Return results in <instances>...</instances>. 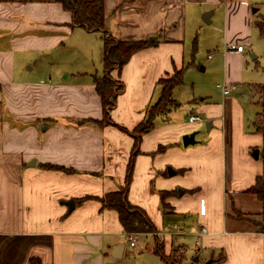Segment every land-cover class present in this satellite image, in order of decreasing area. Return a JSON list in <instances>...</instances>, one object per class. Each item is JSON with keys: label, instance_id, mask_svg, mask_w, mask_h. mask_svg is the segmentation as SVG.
Masks as SVG:
<instances>
[{"label": "crops", "instance_id": "crops-1", "mask_svg": "<svg viewBox=\"0 0 264 264\" xmlns=\"http://www.w3.org/2000/svg\"><path fill=\"white\" fill-rule=\"evenodd\" d=\"M207 1H104L109 34L155 44L111 72L124 86L110 110L112 122L99 125L88 121L104 116L93 77L73 72L60 78L50 59L44 67L51 72L34 73L75 31L95 32L72 25L71 12L59 1L0 0V264H31L32 259L40 264H167L155 252L158 241L165 255L185 251L191 243L194 264H264V232L258 226L264 223V202L248 191L264 174L261 155H252L262 146V135L241 126L229 131L233 118L243 123L235 115L216 122L217 103L203 109L213 119L212 128L223 120L225 128H211L197 143H180L182 135L196 131V122L172 123L160 118L163 114L140 133L128 199L146 211L156 232L141 233L154 237L144 250L137 248L136 236L139 257L127 254L130 242L119 213L99 200L126 185L135 139L117 125L133 131L144 122L159 80L178 68V41H161V25L179 19V11H173L177 6L183 18L186 4ZM223 55L228 58V51ZM223 97L221 110L237 108L234 97ZM170 140L176 144L167 152L162 142ZM162 191L170 192L166 207ZM69 200L75 202L72 210ZM192 215L193 223L187 220ZM201 225L208 227L207 234H200ZM188 261L186 256L184 264Z\"/></svg>", "mask_w": 264, "mask_h": 264}, {"label": "rangeland", "instance_id": "rangeland-1", "mask_svg": "<svg viewBox=\"0 0 264 264\" xmlns=\"http://www.w3.org/2000/svg\"><path fill=\"white\" fill-rule=\"evenodd\" d=\"M181 7L179 5L173 11L178 10L180 12ZM254 8H257V10L254 11ZM210 11L213 13L210 22H208L204 19V15ZM179 12L177 13L178 20L173 22L164 21L159 31L162 34L161 41L164 39L178 41V61L175 60L178 68L176 69H183V81L176 85L172 91V97L177 104L160 118H165L164 121L181 123L182 125L185 123L187 125L191 114L199 115L202 121L196 122L192 126L197 131L196 135L198 138H195L197 143L211 130H207V121L213 120L208 118L209 115L203 107L217 103L220 109H216L218 114H214L212 117L216 122L222 116L226 118L228 115H235L236 119H241L242 117L243 123L239 124L240 121L238 122L233 118L232 126L229 124L227 128L229 131L231 128L232 130L234 128L237 130L240 126L244 132L253 131V122L257 113L261 111V105L257 102V96L251 89V85L264 83V36L260 34L256 23L261 18H264V0L192 2L185 5L183 18L180 17ZM79 31H75L73 35L68 36V39L64 40L65 45H62L61 48L52 53L49 52V55L45 57L46 62L42 64L43 68L41 66L36 67L34 73L44 74L51 72L45 69L44 65L48 67L50 60H54L56 61L55 68L54 70L52 67L50 68L60 78L73 72H81V75H83L81 77L86 78L103 75L104 65L101 59L102 33L95 32L82 35ZM154 36L152 35L151 38H154ZM232 43L238 45L239 50L231 49ZM223 51H228V58L224 57ZM25 67L27 68V65ZM176 76L177 72L173 70L166 75L165 79L175 78ZM110 79L115 89L120 87V80L116 76L111 74ZM227 82L236 84V89H233L228 94V97H234L238 104L234 103L237 108L228 105L227 108L224 107L221 110V105L225 104L226 106V102L224 101L222 89L218 85H223ZM156 92L155 100L157 101L160 97L159 95H161L160 86ZM164 101H167V97L163 99L160 106L164 105ZM167 117L169 118L167 119ZM223 121L222 125L217 126L215 124L213 128L218 130L225 128V120ZM143 126L142 124L138 129ZM128 134L133 136L131 133ZM182 138L183 135L180 143H183ZM162 143L168 152V149L173 147L171 145L176 144V140ZM260 160H262V157H260ZM162 194L163 191L160 194L163 204ZM193 217V215L187 216V220L192 222L191 219ZM135 236H137L138 240L137 248L140 246L143 250L147 244H152L154 241V237L150 235L146 236L145 234L136 233ZM137 248L129 244L127 254L130 257H139L140 250L137 252ZM180 250L181 248H178L177 253L182 254L183 251ZM184 253V258L187 256L190 261L186 264H194L193 262L195 261L191 262V260L195 259L196 249L192 247L191 243L187 245ZM175 254L167 255L168 259L172 261ZM140 261L138 260L137 263L139 264Z\"/></svg>", "mask_w": 264, "mask_h": 264}, {"label": "trees", "instance_id": "trees-1", "mask_svg": "<svg viewBox=\"0 0 264 264\" xmlns=\"http://www.w3.org/2000/svg\"><path fill=\"white\" fill-rule=\"evenodd\" d=\"M61 2L64 9L70 11L72 14V25L81 26L91 32H101L103 38V46L101 48V58L104 65L103 75L94 76V84L97 93L101 97L102 105L104 108V116L102 119H91L88 120L91 123L103 124L110 123V110L116 104V97L119 92L123 90V83H119L120 87L115 89L113 82L111 81V72L113 69L122 68V66L128 62L132 54L136 51L155 44L152 40H133V41H122L117 40L105 29V11L104 1L105 0H56ZM259 32L264 36V18H261L256 22ZM177 72V76L171 79L161 78L159 84L161 86V95L159 99L147 110V115L142 122L144 125L138 129L142 124L136 127L133 131L122 125L119 126L125 132L133 134L135 137V144L133 147L132 154L127 168L126 185L117 191L109 192L99 197L103 208H111L119 213V219L127 232L134 233H149L156 232V227L146 211L139 206L133 205L128 199V187L132 180L134 170V158L136 153L139 151L140 133L147 128H151L154 125L155 118L160 114H165L172 107H175L177 102L172 97V91L174 87L183 81V69H174ZM251 89L257 96L258 103L261 105V111L257 113L253 122L254 132L262 135V146L260 147V155L264 162V83L252 84ZM167 97V101L164 105L160 106L163 99ZM138 129V130H137ZM136 132L139 135H136ZM47 168L62 169L66 172H72L73 169L65 168L62 166H55L51 164L45 165ZM249 192L255 193L264 202V174L259 176L255 183L248 188ZM170 192L163 191L162 197H165ZM164 202V200H163ZM164 207L167 205L163 203ZM259 228L264 232V223L258 222ZM182 254L177 253L178 249H175V254L172 261L168 259L164 253L162 242H157L155 245V252L161 255L167 262V264H184V250ZM184 253V254H183ZM31 264H40L39 261L32 259Z\"/></svg>", "mask_w": 264, "mask_h": 264}, {"label": "water", "instance_id": "water-1", "mask_svg": "<svg viewBox=\"0 0 264 264\" xmlns=\"http://www.w3.org/2000/svg\"><path fill=\"white\" fill-rule=\"evenodd\" d=\"M256 10H257V8H254V11H256ZM212 13H213L212 11L207 12V13L204 15V19H205L206 21L210 22V18H211ZM152 39H153V38H152ZM202 69H204V67H202ZM206 126H207V130L209 131V130L212 128V126H213L212 121H211V120L207 121ZM195 135H196V131H194V132H192V133L184 134V135H183V138H182L183 144H184L185 146H188V145H190V144H194V143L196 142ZM252 155H253L255 158H258L259 155H260V149H259V148H255V149L253 150V152H252ZM169 172H170L171 174L174 173V171H173L172 169H170V168H169ZM66 204L68 205L69 210H72V209L74 208V206H75V202H74V200H69V201L66 202ZM120 246H121V245H120ZM114 248H116V246H114ZM209 263H210V261L208 260V261H206L204 264H209Z\"/></svg>", "mask_w": 264, "mask_h": 264}, {"label": "built area", "instance_id": "built-area-1", "mask_svg": "<svg viewBox=\"0 0 264 264\" xmlns=\"http://www.w3.org/2000/svg\"><path fill=\"white\" fill-rule=\"evenodd\" d=\"M231 49H235V50H239V46L238 45H232ZM221 89H222V93L224 95L230 94L231 91L233 89H236V84H230V83H226L223 85H218ZM189 121L190 122H201L202 118L199 115L196 114H191L189 117ZM200 234H207L209 232L208 227L205 225H201L200 226ZM126 237L128 239V241L130 242V245L134 246L136 244V233L134 232H127L126 233Z\"/></svg>", "mask_w": 264, "mask_h": 264}]
</instances>
